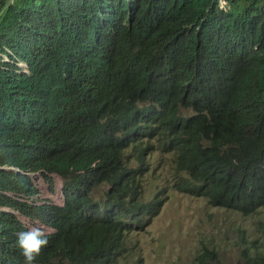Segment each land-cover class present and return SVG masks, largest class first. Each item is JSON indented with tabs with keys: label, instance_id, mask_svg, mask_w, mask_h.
Returning <instances> with one entry per match:
<instances>
[{
	"label": "trees",
	"instance_id": "obj_1",
	"mask_svg": "<svg viewBox=\"0 0 264 264\" xmlns=\"http://www.w3.org/2000/svg\"><path fill=\"white\" fill-rule=\"evenodd\" d=\"M154 148L181 190L264 207V0H0V264L32 225L31 264H143ZM241 235L236 264H264ZM190 264L233 263L202 240Z\"/></svg>",
	"mask_w": 264,
	"mask_h": 264
},
{
	"label": "rangeland",
	"instance_id": "obj_2",
	"mask_svg": "<svg viewBox=\"0 0 264 264\" xmlns=\"http://www.w3.org/2000/svg\"><path fill=\"white\" fill-rule=\"evenodd\" d=\"M187 175L175 167L172 153L152 150L143 195L149 199L160 193L164 203L150 223L136 227L134 254L143 264H190L204 240L216 246L223 260L236 264L244 247L241 233L250 241L264 235V207L247 215L211 205L204 196L181 190L179 183Z\"/></svg>",
	"mask_w": 264,
	"mask_h": 264
},
{
	"label": "clouds",
	"instance_id": "obj_3",
	"mask_svg": "<svg viewBox=\"0 0 264 264\" xmlns=\"http://www.w3.org/2000/svg\"><path fill=\"white\" fill-rule=\"evenodd\" d=\"M182 111L189 117L185 122L186 124L191 117L197 115L198 113L194 107H189ZM47 242V235L45 234L44 230L37 225H32L31 227L19 231L16 234L15 240V244L22 252L27 264H31L34 254L38 253L41 250V246L46 245Z\"/></svg>",
	"mask_w": 264,
	"mask_h": 264
}]
</instances>
